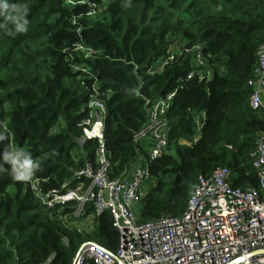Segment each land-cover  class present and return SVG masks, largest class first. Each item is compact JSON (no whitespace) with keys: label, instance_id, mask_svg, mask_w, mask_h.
<instances>
[{"label":"trees","instance_id":"obj_1","mask_svg":"<svg viewBox=\"0 0 264 264\" xmlns=\"http://www.w3.org/2000/svg\"><path fill=\"white\" fill-rule=\"evenodd\" d=\"M72 1L74 5L67 0H8L28 6V31L13 38L0 30V131L7 129L8 136L0 142V152L9 146L31 152L41 165L36 176L47 180L45 192L60 191L65 182L73 188L75 174L87 163L95 165L96 142L80 147L76 141L96 86L106 103L110 176L119 177L138 158L133 138L146 124L147 103L175 93L167 112L170 153L150 165L153 184L143 199L140 221L181 215L197 177L217 167L231 171L233 187H258L249 155L264 122L249 107L247 84L264 44V1ZM103 2L105 9L88 17L90 5ZM183 44L202 46L209 55L211 79H187L191 54L180 56L161 74H147L154 62L168 57L171 47ZM78 45L95 54L85 58L74 51ZM201 112L198 133L194 116ZM4 167L0 264H45L50 257L49 264H74L88 243L115 254L119 235L109 213L95 218L91 233L66 228ZM73 206L68 204L62 215Z\"/></svg>","mask_w":264,"mask_h":264},{"label":"built area","instance_id":"obj_2","mask_svg":"<svg viewBox=\"0 0 264 264\" xmlns=\"http://www.w3.org/2000/svg\"><path fill=\"white\" fill-rule=\"evenodd\" d=\"M67 3L74 5L72 0ZM105 4L90 5L88 17L95 18L99 10L105 9ZM74 51L83 53L85 58L95 54L84 45H78ZM184 54H191L192 71L187 79L194 76L200 81L211 79L209 55L203 53L201 45L189 48L185 44L174 45L168 57L154 62L147 74H161ZM74 71L86 72L83 67H75ZM247 86L251 90L249 107L264 122V44L258 47L253 77ZM174 96L175 93H171L147 103L146 124L133 138L138 152L136 163L119 177L112 178L104 137L106 103L104 94L94 86V94L87 104L89 114L81 123L82 134L76 142L80 147L88 141L96 142L95 165L87 163L75 174L73 188L70 182H65L60 191L45 192L42 186L47 180L38 178L35 173L28 180H20L39 204L50 211L52 220L81 234L94 230L95 218L104 213L111 216L119 235L115 254L88 243L80 248L74 264H231L239 259L243 260L239 264H264V256L249 258L264 250V132L256 136L254 150L249 155L258 187H233L231 171L222 166L210 175L197 177L181 215L141 222L133 212V205L143 202L153 184L151 163L170 153L171 127L167 112ZM203 119V112L194 116L198 133ZM196 140L195 137L193 143ZM179 144L191 145L184 141ZM226 148L232 150L231 146ZM141 161L146 162L144 168L140 166ZM83 178L88 182L82 181ZM70 203H74L71 213L62 215ZM88 208L90 213H87ZM51 260L52 257L45 264Z\"/></svg>","mask_w":264,"mask_h":264},{"label":"clouds","instance_id":"obj_3","mask_svg":"<svg viewBox=\"0 0 264 264\" xmlns=\"http://www.w3.org/2000/svg\"><path fill=\"white\" fill-rule=\"evenodd\" d=\"M28 6L26 4H10L8 0H0V17H5V23H0L3 34L15 38L16 35L28 31ZM75 22V21H73ZM7 129L0 131V142L8 139L5 134ZM5 165L9 166L14 180H28L40 169V163L36 161L31 152L22 148L9 146L7 150L0 152V172L5 171Z\"/></svg>","mask_w":264,"mask_h":264},{"label":"rangeland","instance_id":"obj_4","mask_svg":"<svg viewBox=\"0 0 264 264\" xmlns=\"http://www.w3.org/2000/svg\"><path fill=\"white\" fill-rule=\"evenodd\" d=\"M145 165H146V162H144V161H141V162H140V166H141L142 168H144ZM142 205H143L142 201H139V202L135 203V204L133 205V207H132L133 212H134L137 216H139V214H140V211H141V209H142ZM83 228L86 230V225H84Z\"/></svg>","mask_w":264,"mask_h":264},{"label":"water","instance_id":"obj_5","mask_svg":"<svg viewBox=\"0 0 264 264\" xmlns=\"http://www.w3.org/2000/svg\"><path fill=\"white\" fill-rule=\"evenodd\" d=\"M255 256H264V250H263V251H257V252H255V253L251 254V255L249 256V258H253V257H255ZM242 261H243L242 259H239V260L234 261V262L231 263V264H239V263H241Z\"/></svg>","mask_w":264,"mask_h":264},{"label":"crops","instance_id":"obj_6","mask_svg":"<svg viewBox=\"0 0 264 264\" xmlns=\"http://www.w3.org/2000/svg\"><path fill=\"white\" fill-rule=\"evenodd\" d=\"M185 142V141H184Z\"/></svg>","mask_w":264,"mask_h":264}]
</instances>
